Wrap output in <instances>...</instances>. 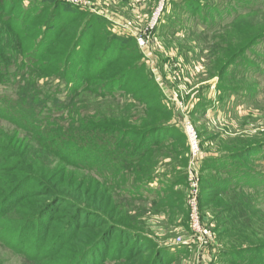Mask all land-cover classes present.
<instances>
[{
    "label": "rangeland",
    "instance_id": "rangeland-1",
    "mask_svg": "<svg viewBox=\"0 0 264 264\" xmlns=\"http://www.w3.org/2000/svg\"><path fill=\"white\" fill-rule=\"evenodd\" d=\"M29 2L36 28L74 18L54 56L77 32L83 48L96 39L88 59L110 44L107 52L119 55L103 78L83 72L87 88L44 130L80 128L96 138L78 166L43 153L31 159L101 195L104 212L135 231L150 258L164 252L165 264H264V0H12L10 25L6 15L0 23L3 43L16 44L13 26ZM9 48L20 57L14 68L28 52ZM114 76L121 91L104 95ZM33 77L39 85L52 75ZM10 115L0 119V142L32 154L47 149ZM154 125L160 128L142 136ZM151 176L145 189L161 187L158 194L142 186ZM0 264L40 263L0 237Z\"/></svg>",
    "mask_w": 264,
    "mask_h": 264
},
{
    "label": "trees",
    "instance_id": "trees-1",
    "mask_svg": "<svg viewBox=\"0 0 264 264\" xmlns=\"http://www.w3.org/2000/svg\"><path fill=\"white\" fill-rule=\"evenodd\" d=\"M11 2L0 0V23L7 17L5 23L10 25L8 15ZM32 8V4L23 7L26 15L23 13L13 26V33L17 35L16 44L3 43L0 36V86L3 88L0 92V119L12 114L10 116L26 126L36 138L43 139V146L47 149H36L32 154L23 149H11L14 145L10 142H0V161L4 157L2 154L6 158L0 163L1 239L12 251L40 264H118L120 261L124 264H165L164 252L150 258L146 253L149 248L140 244L139 235L125 225L124 228L119 227L115 223L116 218L104 212L101 195L94 198L88 190L79 186L80 183L69 184L64 175H58L63 174L62 168H46L44 162L37 164L31 159L32 156L39 159L43 153L48 159L55 156L78 166L84 145L96 138L83 134L80 128H76L75 132L44 130L55 118L67 113L69 99L87 88L88 81L82 78L83 72L89 76L93 70V78H103L110 74V66L119 56L114 57L113 53L107 52V49L115 47V44H110L100 53L95 51L93 61L88 59V50L91 45L95 46L96 39L83 48V32H77L71 48L68 47L59 57L54 56L65 38L68 22L74 18H54L48 26L44 24L36 28L30 25L32 19L38 18ZM8 45L13 50L18 47L20 52H28L21 56L20 63L14 68L12 63L16 55ZM26 68H31L32 72H25ZM38 73L42 75H36ZM126 73H121L119 80ZM33 75L37 80L52 77L35 85ZM114 78L104 88V95L121 91L122 83H114ZM32 82L34 84L29 86ZM90 82L93 87H100V79L92 81L91 78ZM9 88L13 93H3ZM158 128L160 126L154 125L142 131V136ZM99 155H102L100 150L95 154L99 158L97 162L101 167L107 166L109 161ZM152 180L151 176L142 186L146 192L158 194L161 187L145 189ZM208 187V192L217 190L212 184H208ZM13 211L22 213V217H9Z\"/></svg>",
    "mask_w": 264,
    "mask_h": 264
},
{
    "label": "built area",
    "instance_id": "built-area-1",
    "mask_svg": "<svg viewBox=\"0 0 264 264\" xmlns=\"http://www.w3.org/2000/svg\"><path fill=\"white\" fill-rule=\"evenodd\" d=\"M195 206H196V205H195V204H193V209L195 208Z\"/></svg>",
    "mask_w": 264,
    "mask_h": 264
}]
</instances>
